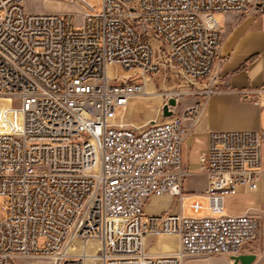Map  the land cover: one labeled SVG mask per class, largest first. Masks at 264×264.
Listing matches in <instances>:
<instances>
[{
	"label": "built area",
	"instance_id": "1",
	"mask_svg": "<svg viewBox=\"0 0 264 264\" xmlns=\"http://www.w3.org/2000/svg\"><path fill=\"white\" fill-rule=\"evenodd\" d=\"M67 1L80 8L79 22L73 12L28 14L23 0H0V264H188L240 254L259 218L226 213L225 200L257 190L264 134L208 133L197 158L206 205L191 199L190 215L181 146L216 90L218 16L264 14V0H101L98 12ZM108 67L124 75L110 77ZM161 71L190 83L195 102L168 108L162 121L123 124L124 108ZM150 197L173 198L177 211L146 214ZM148 236L176 244L150 253ZM93 241L96 253L81 250Z\"/></svg>",
	"mask_w": 264,
	"mask_h": 264
},
{
	"label": "crops",
	"instance_id": "2",
	"mask_svg": "<svg viewBox=\"0 0 264 264\" xmlns=\"http://www.w3.org/2000/svg\"><path fill=\"white\" fill-rule=\"evenodd\" d=\"M218 19L221 40L214 64V75L218 80L216 90L207 98L200 122L181 146L182 164L190 171L183 182L184 192L198 195L193 198L197 200L204 198L207 188L206 178L197 171V158L207 147L209 132L245 130L264 134V14L226 13ZM263 151L264 141L261 146L264 159ZM191 183L197 184L196 193L186 189ZM172 203L175 204L170 197H150L144 204L153 211L144 212L166 214L173 209L177 211V206L171 207ZM254 206L255 201L249 200L233 214L244 213ZM172 246L162 244L161 249Z\"/></svg>",
	"mask_w": 264,
	"mask_h": 264
},
{
	"label": "rangeland",
	"instance_id": "3",
	"mask_svg": "<svg viewBox=\"0 0 264 264\" xmlns=\"http://www.w3.org/2000/svg\"><path fill=\"white\" fill-rule=\"evenodd\" d=\"M90 6L94 7L98 12L101 7V0H84ZM24 11L28 14H40L44 12L76 13L73 16L74 22H79L80 8L76 5L69 3L67 0H23ZM220 17V15H219ZM107 74L110 77L122 76L124 72L120 68L108 67ZM147 92L149 93L144 97H137L130 100L127 106L122 111L121 122L129 127H142L148 125L153 121H162V107L167 103L169 98L176 100L175 106H169L176 113H180L185 107L193 104L195 99L188 95L192 85L186 80H183L175 71L159 72L153 76H150L146 82ZM174 96H170V94ZM3 100H0L2 103ZM264 154V151H263ZM187 190H194L196 193L197 184L191 183L186 187ZM184 190V188H183ZM196 194H189L183 204L184 214L190 215L187 205ZM202 204L205 206L206 201L204 198L199 197ZM249 200L255 201V206L250 208L248 213L257 214L259 218V227L255 238L249 241L241 250L240 254H254L255 260L251 264H264V178H262L258 188L253 192L243 191L236 196L227 197L225 200V212L233 214L235 210H238L242 205L246 204ZM2 199L0 198V207ZM158 203H163L162 200H157ZM164 204V203H163ZM165 205H163L164 207ZM176 204L171 205L174 208ZM145 212L153 211L145 204L143 205ZM155 210V208H154ZM170 212H176L173 209ZM168 213V212H167ZM205 211L201 215H207ZM87 251L89 254H94L97 251L96 242H86ZM162 244L175 245L176 239L173 236H159L158 238H152L148 236L146 238L147 250L150 253H157L161 251ZM79 247V244H78ZM238 254V255H240ZM232 255L225 254H213V255H201L194 257L188 264H234L230 259ZM29 264H45L37 262L35 260L30 261Z\"/></svg>",
	"mask_w": 264,
	"mask_h": 264
},
{
	"label": "water",
	"instance_id": "4",
	"mask_svg": "<svg viewBox=\"0 0 264 264\" xmlns=\"http://www.w3.org/2000/svg\"><path fill=\"white\" fill-rule=\"evenodd\" d=\"M176 101L174 98H169L167 103L162 107V115L163 117H169L171 115V111L168 109L169 106H175ZM230 259L234 264H251L255 260L254 254H240L230 256Z\"/></svg>",
	"mask_w": 264,
	"mask_h": 264
},
{
	"label": "bare ground",
	"instance_id": "5",
	"mask_svg": "<svg viewBox=\"0 0 264 264\" xmlns=\"http://www.w3.org/2000/svg\"><path fill=\"white\" fill-rule=\"evenodd\" d=\"M147 94H149L148 92H147ZM80 246H81V250H84V251H86V252H88L87 251V248H86V246H87V243H83V242H80ZM90 256H92V255H90Z\"/></svg>",
	"mask_w": 264,
	"mask_h": 264
}]
</instances>
